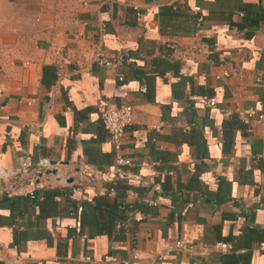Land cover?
I'll return each mask as SVG.
<instances>
[{
	"label": "crops",
	"instance_id": "obj_1",
	"mask_svg": "<svg viewBox=\"0 0 264 264\" xmlns=\"http://www.w3.org/2000/svg\"><path fill=\"white\" fill-rule=\"evenodd\" d=\"M98 104L132 106L129 164ZM260 113L264 0H0V166L67 176L0 180V264H264Z\"/></svg>",
	"mask_w": 264,
	"mask_h": 264
},
{
	"label": "built area",
	"instance_id": "obj_2",
	"mask_svg": "<svg viewBox=\"0 0 264 264\" xmlns=\"http://www.w3.org/2000/svg\"><path fill=\"white\" fill-rule=\"evenodd\" d=\"M195 9H199V6H196ZM137 14H139V12ZM95 58L96 60L105 65L115 64L113 58L102 56L98 52L95 54ZM222 74L226 75L228 74V72L224 71ZM219 76L220 75H216V77ZM119 78H121V76H119ZM193 98L199 103L205 104L207 106H214L217 102L215 97H210L206 95L194 96ZM97 110L99 119L103 124L104 128L106 129L109 141L111 142L113 147L114 163L117 165L129 164L130 159L122 154V136L126 126L132 120V106L130 104H122L120 106H108L106 104H98ZM258 118L263 119L264 114H258ZM51 169L52 164L50 163L48 158L41 157L33 165L23 162L21 165L12 168H4L0 166V180L7 183L4 188L6 191H10L13 187L17 186L18 189H25L26 193H28L30 196H34L33 190L36 185L32 186V184L34 183L35 179H37L41 175H45L48 178L49 176L54 177L60 183L66 182L67 176H63L61 174H53L51 173ZM56 170H58V168H56ZM96 172L100 171L96 170ZM114 177L122 178L125 177V174L122 171H117ZM110 190L112 191L113 187H110ZM75 208L78 213L72 226L79 231L81 225L79 213L83 209V205L78 202ZM175 245L187 248L191 251H194L196 249L193 244L187 243L184 239H177L175 241ZM231 249L232 244H230L229 242L222 241L217 242L213 245L203 244L200 246L198 251H195L204 254L211 251H226ZM132 257L135 259L138 257L137 252L135 250L133 251ZM90 259V256H85V260Z\"/></svg>",
	"mask_w": 264,
	"mask_h": 264
},
{
	"label": "water",
	"instance_id": "obj_3",
	"mask_svg": "<svg viewBox=\"0 0 264 264\" xmlns=\"http://www.w3.org/2000/svg\"><path fill=\"white\" fill-rule=\"evenodd\" d=\"M68 181H71V179H69Z\"/></svg>",
	"mask_w": 264,
	"mask_h": 264
}]
</instances>
